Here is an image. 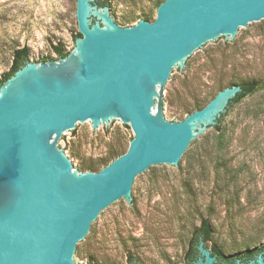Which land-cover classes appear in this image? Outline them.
<instances>
[{
  "label": "water",
  "instance_id": "obj_1",
  "mask_svg": "<svg viewBox=\"0 0 264 264\" xmlns=\"http://www.w3.org/2000/svg\"><path fill=\"white\" fill-rule=\"evenodd\" d=\"M76 1L75 49L27 61L0 85V264H77L94 226L135 199L142 177L191 159L199 135L242 92L228 87L167 121L163 91L178 70L264 24V0H165L153 22L131 27L97 0ZM112 149L127 152L99 172L78 169ZM197 249L190 264L218 263L203 240ZM230 264H264V255Z\"/></svg>",
  "mask_w": 264,
  "mask_h": 264
},
{
  "label": "rangeland",
  "instance_id": "obj_2",
  "mask_svg": "<svg viewBox=\"0 0 264 264\" xmlns=\"http://www.w3.org/2000/svg\"><path fill=\"white\" fill-rule=\"evenodd\" d=\"M160 1L110 0V15L121 27L153 22ZM76 10V0H0V83L18 49L28 48L32 63L56 59L59 44L72 52L80 37ZM248 82L261 91L231 110L224 139L209 129L191 159L142 177L135 199L94 226L77 264H190L189 240L203 219L212 226L206 244L212 252L234 259L264 245V24L239 30L233 40L223 37L181 67L173 86L164 88L163 115L181 122L220 91ZM209 148L219 154L215 166L192 177L190 160Z\"/></svg>",
  "mask_w": 264,
  "mask_h": 264
},
{
  "label": "trees",
  "instance_id": "obj_3",
  "mask_svg": "<svg viewBox=\"0 0 264 264\" xmlns=\"http://www.w3.org/2000/svg\"><path fill=\"white\" fill-rule=\"evenodd\" d=\"M109 1L110 0H97L98 4L100 6H109ZM164 1L165 0H161L159 2L158 7ZM141 20L148 21L147 19H141ZM126 21H128V20H126ZM79 36H80V33H79ZM53 51L57 56L56 59H58L60 57H65L69 54V52L61 44L54 46ZM29 56H30V51L28 48H22V49L16 50L14 53V56H13L12 69L9 73L4 75L3 79L1 80V83L5 82L7 79H9L20 67H22L27 61H29ZM56 59L46 57V58L41 59V61H49V60H56ZM240 86L242 87V92L240 94H238V96L230 103L229 108L227 109L226 113L223 114L222 117L219 119L218 123L215 126L210 127V129H212L214 131L215 136L219 141H222L225 137L224 124H225V120L229 116L231 110L235 106H237L238 104L243 102L246 98L254 97L257 94H259L261 91V86L257 82H248V83H244ZM163 104H164V102H163ZM202 108L203 107H196L194 109V111L202 109ZM194 111L189 112V114L193 113ZM195 141L196 140H194L190 144V146L193 143H195ZM126 152L127 151L124 152L122 149H119V150L118 149H112L106 157L102 158L98 162L83 164L78 169L84 173H86V172H99L104 167L109 165L112 161H114L115 159H117L121 155L125 154ZM217 156H219V154L217 155L216 150H213L212 148L205 150L204 153L202 154V156H200L198 159H196L195 161L190 160L189 165L187 167L188 174L192 175V177L197 176L198 173L199 174H206L207 170L211 166H213V167L215 166L214 162H215V159L217 158ZM201 240H203L205 242V244L209 243L212 240V226L207 219L201 220L200 225L192 231L191 238L189 240V248H188V252H187V262L188 263H192L193 261L196 260V257H197L196 254L198 252L197 247H198V244ZM262 251H264V245L261 246L260 248H258L257 250L253 251V252H250L246 255L241 256V258L242 257H248V256L254 254L255 252H262ZM212 253L214 255H216L218 260H219L217 264H222L223 261H226V262L235 261V259H236V258H234V259L227 258L221 252H219L216 249ZM133 261L135 263H137V261L135 259ZM88 264H94V263L92 262V260H89Z\"/></svg>",
  "mask_w": 264,
  "mask_h": 264
},
{
  "label": "flooded vegetation",
  "instance_id": "obj_4",
  "mask_svg": "<svg viewBox=\"0 0 264 264\" xmlns=\"http://www.w3.org/2000/svg\"><path fill=\"white\" fill-rule=\"evenodd\" d=\"M40 62H47V61H40ZM2 84V83H1ZM0 84V85H1ZM198 250V249H197ZM260 253H263V255H264V251H262V252H255L254 254H252V255H250V256H248V257H239V258H236L235 259V261L236 260H238V259H240V260H242L244 263H249L250 261H252V260H256V258H257V256L260 254ZM213 254V253H212ZM198 255V252H197V254H196V256ZM214 255V254H213ZM197 258V257H196ZM218 259V258H217ZM219 261V260H218ZM235 261H228V262H226V261H223V263L222 264H224V263H228V264H230V263H234Z\"/></svg>",
  "mask_w": 264,
  "mask_h": 264
}]
</instances>
